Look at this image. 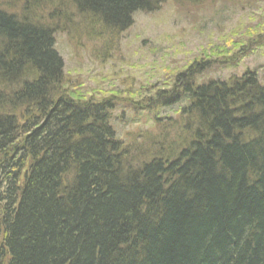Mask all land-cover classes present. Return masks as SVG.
I'll list each match as a JSON object with an SVG mask.
<instances>
[{
	"label": "trees",
	"instance_id": "16d2710c",
	"mask_svg": "<svg viewBox=\"0 0 264 264\" xmlns=\"http://www.w3.org/2000/svg\"><path fill=\"white\" fill-rule=\"evenodd\" d=\"M21 1L0 7V264H264L256 75L208 77L233 59L212 49L165 91L118 97L140 118L120 140L116 101L70 83L57 34L118 44L173 0Z\"/></svg>",
	"mask_w": 264,
	"mask_h": 264
},
{
	"label": "rangeland",
	"instance_id": "374dc122",
	"mask_svg": "<svg viewBox=\"0 0 264 264\" xmlns=\"http://www.w3.org/2000/svg\"><path fill=\"white\" fill-rule=\"evenodd\" d=\"M205 1L194 7L182 0L180 4L171 1L154 12L137 13L133 26L120 35L118 44L113 40L114 44L108 45L105 36L102 40L89 39L82 25H75L77 31H69L67 24L63 27L67 31L57 34V49L70 83L84 91L102 90L111 101L114 98L113 125L121 135L140 126V118L134 117L128 102L118 97L129 99V93L140 98L150 96L153 91L147 88L151 85L165 91L166 80L212 49L230 50L233 59L228 60L229 65L242 58L235 68L217 62L212 67L214 78L252 72L264 86V0ZM23 4L21 0H0L1 8L18 12ZM70 14L75 19L76 15ZM238 42L241 47H236ZM245 47L247 53L239 54ZM117 102L126 108H119Z\"/></svg>",
	"mask_w": 264,
	"mask_h": 264
},
{
	"label": "bare ground",
	"instance_id": "6f19581e",
	"mask_svg": "<svg viewBox=\"0 0 264 264\" xmlns=\"http://www.w3.org/2000/svg\"><path fill=\"white\" fill-rule=\"evenodd\" d=\"M173 1H176V2L179 1L178 3H180L181 0H173ZM182 1H183V0H182ZM186 1H188V0H186ZM183 2H185V1H183ZM164 3H165V2H164ZM178 3H177V4H178ZM161 5H163V4H161ZM66 36H67V35H66ZM246 49H247V47L242 48V49H241V52H240L239 54H245V53H247V50H246ZM236 53H238V52H236ZM241 59H242V58L236 59V60L233 62V64L228 65V66H229L230 68H235V67H237V66L241 63ZM205 74H206L208 77H210V78L216 79V78H214L215 75H214L213 71H206ZM228 78H229V77H228ZM228 78H222V79H228ZM207 80H208V79H207ZM207 80H206V81H207ZM204 81H205V80H204ZM258 82H259V81H258ZM259 84H260V83H259ZM259 87L264 89V86L261 85V84H260ZM113 122H114V121L112 120V127H113V129L116 131V133H118V134H117V137H118V139H120V136H119V135H120V132H118L117 129L114 127ZM116 127H117V126H116ZM120 140H121V139H120ZM124 146H125V147H128L127 144H125ZM127 149H129V148H127Z\"/></svg>",
	"mask_w": 264,
	"mask_h": 264
}]
</instances>
